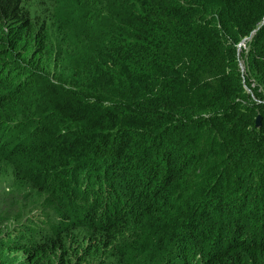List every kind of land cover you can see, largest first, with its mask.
I'll use <instances>...</instances> for the list:
<instances>
[{
  "label": "trees",
  "instance_id": "16d2710c",
  "mask_svg": "<svg viewBox=\"0 0 264 264\" xmlns=\"http://www.w3.org/2000/svg\"><path fill=\"white\" fill-rule=\"evenodd\" d=\"M26 1L0 0V264H264V0Z\"/></svg>",
  "mask_w": 264,
  "mask_h": 264
},
{
  "label": "rangeland",
  "instance_id": "374dc122",
  "mask_svg": "<svg viewBox=\"0 0 264 264\" xmlns=\"http://www.w3.org/2000/svg\"><path fill=\"white\" fill-rule=\"evenodd\" d=\"M51 1L52 2H58V3H57V5H51L49 7V9H50L49 11H51L53 14H55L58 19H63L64 12L62 9L64 8L63 5L66 2V0H27L26 1V7H27V9H30V10H37V11H39V9L45 10V7H48L47 5H49ZM55 20H56V18H55ZM241 49H244V45H242ZM257 115L260 116V122L262 121L261 114L256 112V113H254V116L252 118V122H254V119ZM44 212H46L47 214H50L51 210L48 207H44ZM19 255L20 254H18V257H19ZM18 257H16V258H18ZM12 261L13 260L6 259V260H4L3 264H7V263H10ZM158 264H160V263H158Z\"/></svg>",
  "mask_w": 264,
  "mask_h": 264
},
{
  "label": "water",
  "instance_id": "95a60500",
  "mask_svg": "<svg viewBox=\"0 0 264 264\" xmlns=\"http://www.w3.org/2000/svg\"><path fill=\"white\" fill-rule=\"evenodd\" d=\"M263 21H264V18H263ZM245 39L242 40L239 44H238V48L242 47L243 43H244ZM260 127V116L257 115L254 119V122H253V128H259Z\"/></svg>",
  "mask_w": 264,
  "mask_h": 264
},
{
  "label": "clouds",
  "instance_id": "9594fccd",
  "mask_svg": "<svg viewBox=\"0 0 264 264\" xmlns=\"http://www.w3.org/2000/svg\"><path fill=\"white\" fill-rule=\"evenodd\" d=\"M243 45H244V43H243ZM257 129V128H256Z\"/></svg>",
  "mask_w": 264,
  "mask_h": 264
}]
</instances>
